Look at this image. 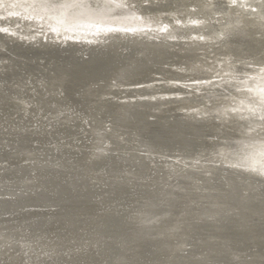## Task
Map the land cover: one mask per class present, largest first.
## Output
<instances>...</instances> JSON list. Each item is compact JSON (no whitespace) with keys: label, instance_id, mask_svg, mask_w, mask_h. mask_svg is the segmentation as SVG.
Returning a JSON list of instances; mask_svg holds the SVG:
<instances>
[{"label":"bare ground","instance_id":"1","mask_svg":"<svg viewBox=\"0 0 264 264\" xmlns=\"http://www.w3.org/2000/svg\"><path fill=\"white\" fill-rule=\"evenodd\" d=\"M218 1L250 12L260 0ZM189 17L175 32L162 22L93 37L33 0H0V264H264V19L185 35L210 18ZM156 75L167 87L209 80L132 101L134 82ZM50 80L70 86L50 92ZM235 98L261 102L228 110Z\"/></svg>","mask_w":264,"mask_h":264},{"label":"rangeland","instance_id":"2","mask_svg":"<svg viewBox=\"0 0 264 264\" xmlns=\"http://www.w3.org/2000/svg\"><path fill=\"white\" fill-rule=\"evenodd\" d=\"M54 1L53 0H33V3L34 4H43L45 6V8L47 10H49V12L51 14H53L54 17L59 20V22H60V24H62L63 28L75 27V30H78V27L80 26L79 29L82 30L81 31L82 34H84L85 36L89 35V36H93V37L95 36L94 32L102 33V30H108V28L122 27L123 30H130L131 28H136V29L142 30V28H146L148 30V28H154V26L156 27L159 24H161L162 22H165L169 25H172L171 29L175 32L176 30L179 29V27H176L174 25V23H173L174 19L175 20L176 19H179V20L185 19V21L188 20V23H194V20H193L194 18L189 17V15H194V14H196V12L199 15L203 14V16H209L211 19L208 17L209 21L205 20L202 24H200V26H197L194 29L188 28L187 29L188 31H186V32L181 31L183 34L186 35V34H199L200 33V34H204V35L206 34L207 35L208 34L207 30L209 31L211 29L217 30L216 32L221 34L224 31V29L222 28L220 23H217V20L220 18L226 19V16H227V18H231V17H239L240 18L241 17V20L243 21V23H245V24L249 23L250 25L256 19L258 22H260V20L264 19V13L262 12L263 11L262 9H264L263 8L264 7V0L255 1L253 4L249 3V5L245 4V6H249V8L251 9L250 12L236 10V9H233L230 7H226V5L224 3H221V1H218V0H215V1L214 0H186L182 6L183 8L181 11H174V10H172V8L167 9L168 11H165L166 9L162 10V11L161 10H155V14H157L156 16L154 13H153L154 15L149 13L146 10L147 8H145L143 6L149 0H146V1L141 0L143 3H140L141 2L140 0H138V1L135 0V2H137V3H135L133 0H84V1L83 0H76V1L74 0V1L69 2L67 4H60V3L54 2ZM213 1H214V4H213ZM232 1H234V0H230V2H232ZM235 2H237L239 6L243 4L241 1L239 2L236 0ZM47 3H50V4L47 6V5H45ZM210 4H212V5H210ZM256 4L260 7L259 9H256L257 8ZM217 5H219V6H217ZM260 5H262L263 7H261ZM86 6H87V8H86ZM88 6H90V7H88ZM196 7H197V9H196ZM208 9H210V10H208ZM256 10H259V11L261 10L260 12H262V13L256 12ZM12 11H13L12 9L7 10V12H12ZM145 11H146V13L148 12L150 15H152L153 18L147 17V14L145 13ZM215 11H216V13H215ZM90 12H92V13H90ZM139 12L146 15V17L143 16V18H142L140 15H138ZM166 12L169 14V16H166L167 15ZM225 12H227L228 14ZM232 12H234V14ZM164 14H166V15L164 16ZM173 14H174V16H173ZM184 14L186 17L183 16ZM170 15H172V16H170ZM247 16L250 18L247 19L246 18ZM255 17H256V19L253 20ZM188 18H190V19H188ZM189 20H191V21H189ZM86 23L88 24V26ZM98 24H100V25H98ZM214 25H216V26L214 27ZM159 26H163V25H159ZM199 27H202V29H200ZM207 37H209V36H207ZM75 38L77 39V37H75ZM189 38H188L189 40H197V41L200 38H201L200 40L203 39V37H201L199 35H198V37H191L190 36ZM209 38L211 39V37H209ZM214 41L215 40H213V42ZM64 45H65V43H64ZM80 45H83V47H85V49H83V51L80 53H81L83 58L87 59L88 58V52H89L86 49V48H88V47H86L87 44H80ZM33 51H35V49L32 48L31 50L28 51V53H33ZM10 55H11V61H12V59L16 56V52L14 51L13 53H10ZM178 63H180V62H178ZM179 65H182V64H179ZM247 72L249 74L252 72V70H249ZM218 73L222 74V71H219L217 69L216 72H214L213 74H218ZM255 74H257V72L254 73V71H253L252 75H255ZM31 75H34V76H31ZM31 75L30 76L32 78H36V79L39 78L38 77L39 75L37 76L36 72H35V74L33 73ZM225 77H227V76L226 75H216V76H213L210 80L213 82L214 81L219 82V81H221L220 79L225 78ZM263 78H264V75L260 78L261 79L260 85L262 88L264 87V79ZM207 80H209V79H207V78H199V79L187 78L185 80H180V79L174 78L171 82L172 85L170 87H167V85H165L166 84L165 79L161 78V76L156 75L151 80L139 79V80L135 81L133 86H132V87L136 88V93L139 94V96L137 95V98L133 99L132 101L137 100V99H139V100L145 99V97H148L147 95H153L151 97H154V96L165 97L166 96V97H169L172 99H173V97H181V96H184L185 93L188 94V93H191V91H193V90H198V89L204 87L205 84H207L206 83ZM226 80L227 81L228 80H235V77L234 78L229 77ZM49 82H50V84H48ZM65 83H58V82L54 83V82H51V80H50L47 82L48 88H46L47 86H44L43 89L46 88V89H49L50 92H54L57 84H65ZM167 83H170V82H167ZM54 84H56V85H54ZM155 84H157V85H155ZM66 86H70V85L66 83ZM245 88L249 89V86L245 87ZM147 91H149V92H147ZM183 91H185V92H183ZM147 93H149V94H147ZM112 99H113V101H118L120 104L124 103V100H117V99H119L118 97H113ZM257 101H258V104L254 100H248L247 102H242L241 100L239 101L238 99L235 98V100L230 101V103L228 104V110H231V111H234V110L251 111V109L258 110L259 102H261V101H259V100H257ZM115 103H117V102H115ZM136 107H138V106H136ZM258 140H259V142L264 143V136L263 135L259 136Z\"/></svg>","mask_w":264,"mask_h":264}]
</instances>
